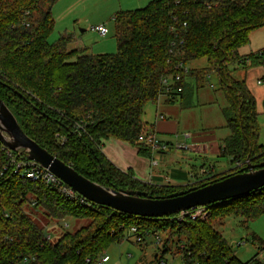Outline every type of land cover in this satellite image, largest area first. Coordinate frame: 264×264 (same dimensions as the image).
Wrapping results in <instances>:
<instances>
[{
    "label": "trees",
    "instance_id": "16d2710c",
    "mask_svg": "<svg viewBox=\"0 0 264 264\" xmlns=\"http://www.w3.org/2000/svg\"><path fill=\"white\" fill-rule=\"evenodd\" d=\"M56 1L0 0V99L29 139L92 182L153 197L264 162L255 98L245 78L235 80L230 70L235 63L264 65V57L257 55L264 49L239 53L249 43L250 32L264 27V0H152L144 8L118 12L113 17L112 54L86 52L66 34L49 44ZM198 59H205L207 70L216 74L226 102L221 113L229 135L220 143L219 156L229 159V170L216 174L210 169V177L200 175L202 180L191 186L158 187L113 166L101 153V143L119 140L147 156L151 150L138 143L149 131L142 122L145 105L159 99L161 79L173 74L176 64ZM201 73L189 69L188 76ZM75 121L83 123L80 136L73 132ZM56 136L66 139L63 145ZM30 206L54 222L89 224L52 243L26 214ZM207 208L210 216L205 221H179L177 215L139 218L98 205L91 210L57 189L13 174L0 144V264L22 257H35L31 264H96L111 245L132 237L127 234L130 228L137 229L141 243L168 228L181 246L183 264H242L210 220L219 214L255 219L264 212V188ZM87 258L90 263L84 262Z\"/></svg>",
    "mask_w": 264,
    "mask_h": 264
},
{
    "label": "rangeland",
    "instance_id": "374dc122",
    "mask_svg": "<svg viewBox=\"0 0 264 264\" xmlns=\"http://www.w3.org/2000/svg\"><path fill=\"white\" fill-rule=\"evenodd\" d=\"M59 1H56L51 8L54 26L47 42L53 44L62 35H65L64 33L75 34L77 39H74L82 48L85 47L86 52L112 54L116 52L114 15L123 10L132 11L144 8L150 0ZM73 19L77 21L72 22ZM99 23H103L102 26L108 31L104 38L99 37L93 29ZM81 30H85V32L82 33ZM263 47L264 27L250 32L249 43L243 46L239 53L246 56L258 52ZM186 66L195 73H202L199 77L191 76L186 79L185 94L190 97V107L180 109L178 102L171 105L174 108L170 110V115H173L174 121L179 122L178 130L176 128L178 134L175 133L166 141L174 146L176 143L182 142V137L187 133L210 130L215 136L214 143L219 144L229 135V132L225 128V121L221 113L226 107V102L219 90L217 76L214 72L207 70L208 63L205 59L191 60ZM230 70L235 80L245 78L246 85L255 98L259 143L264 145V83L257 84V80L263 76V70L259 66L244 67L237 63L231 65ZM161 101H164L163 97L160 98ZM143 113V117L145 113L148 117H153L155 103H147ZM184 141L187 146H191L185 139ZM198 143L195 144L201 146L211 144ZM166 160L169 161L171 173L179 174L178 179H175L174 182L184 186L194 182L193 175L200 167L205 168L211 165L215 170L214 172L218 174L229 170L231 165L226 157L211 158L208 155V150L205 153L197 150L183 152L173 148ZM184 171H189L188 174H191L186 175L187 173L184 174ZM208 176L210 177V175ZM24 210L39 227L44 229L46 237L52 243H55L64 233L73 234L89 224L88 221H74L72 219L54 222L49 218L46 219L43 210L39 208L30 206ZM210 222L212 228L220 233L227 242L230 253L242 264L250 263L252 260L257 263L264 262V212L252 220L233 214L226 217L219 214ZM156 233L160 235L162 240L159 244H156L152 237H145L143 243L138 245L135 243L134 237H130L119 245H111L106 251V256L110 259L107 264H158L159 259H162L165 264H183L181 246L176 243V238L172 236L170 230L166 228L165 231H161V233L157 231ZM164 245L167 252L164 250Z\"/></svg>",
    "mask_w": 264,
    "mask_h": 264
},
{
    "label": "water",
    "instance_id": "95a60500",
    "mask_svg": "<svg viewBox=\"0 0 264 264\" xmlns=\"http://www.w3.org/2000/svg\"><path fill=\"white\" fill-rule=\"evenodd\" d=\"M0 144L12 152H24L29 161L52 173L88 202L139 218L160 219L177 215L192 208L212 206L264 188V162L249 164L235 174L162 197L102 186L79 175L71 166L29 139L1 99Z\"/></svg>",
    "mask_w": 264,
    "mask_h": 264
},
{
    "label": "crops",
    "instance_id": "0c3cea01",
    "mask_svg": "<svg viewBox=\"0 0 264 264\" xmlns=\"http://www.w3.org/2000/svg\"><path fill=\"white\" fill-rule=\"evenodd\" d=\"M123 11H129V10H123ZM51 13H52V10H51ZM74 21H77V20L73 19L72 22ZM53 22H54V18H53ZM102 25L103 23H99L95 25L93 29L98 26H102ZM81 32L83 33L85 32V30H81ZM64 34L70 35V37L73 39L76 38L75 34L74 35L67 34V33H64ZM91 53L93 54L94 52H91ZM188 77H191V76H188ZM188 77L184 79L185 80L183 84L184 87H185L186 79ZM182 95L183 96L180 97V99H177L172 103H168L165 99L164 101L160 102V99H158L155 102L154 116L148 117L147 113H145L144 117L142 115V122L144 125V129L154 131L157 135V138L160 141H165V142H168L166 140L172 137L175 133L178 134V132L176 131V128L178 127L179 122L174 121L173 115H170L171 114L170 110L174 108V107H171V105H173L175 102H178L180 109H186L190 107L191 105L190 97L189 95L185 94V88H183ZM159 115H162L164 118L158 119ZM187 134L189 136L186 139V141L191 146L196 145L195 143L199 144L198 142L208 143V144L211 143L210 145H204V146L196 145V146H199L200 151H203L204 153L206 150H208V155L211 158L220 157L219 156L220 143L219 144L214 143L215 136L212 131L205 130V131H200V132H191ZM182 141H184L183 137H182ZM207 146L209 147L208 149L206 148ZM100 151L103 154V156L113 166H115L117 169H119L122 172H125V171L130 172L132 176L138 181H141L146 184L153 185V186H158V187H167V186L168 187L169 186L170 187H185L184 185H178L174 182L175 179H178L179 174H173L170 171V166L168 164L169 161L166 160L167 156L169 155L170 150L168 151H149L147 153V156H144V155H139L137 152V149L134 146L129 145L126 142H122V141L115 140V139H109L101 143ZM153 162H155L156 164L152 165ZM201 169H206L207 171L210 169L214 170V168L211 165H208V167H205V168L200 167L198 170L200 171ZM198 170L196 171V173L194 172L195 173L193 175L194 182H190L188 184L189 186L202 180L201 179L202 176H200V174L198 175ZM188 172L184 171V174L187 173L186 175H190L191 173L188 174ZM109 261L110 259L104 264H107Z\"/></svg>",
    "mask_w": 264,
    "mask_h": 264
},
{
    "label": "built area",
    "instance_id": "2783aa9c",
    "mask_svg": "<svg viewBox=\"0 0 264 264\" xmlns=\"http://www.w3.org/2000/svg\"><path fill=\"white\" fill-rule=\"evenodd\" d=\"M24 27H28L27 22H24ZM185 26V25H183ZM94 31L100 36L105 37L108 33L107 29L103 26H98L94 28ZM76 47L80 45L75 40ZM258 57H264V52L257 53ZM246 63L249 64L250 62L246 60ZM262 70L264 71V65L261 66ZM189 69L186 66L185 63L180 62L176 64L174 68V72L171 75L165 76L161 79V91L162 95L159 97H163L166 101L173 100L176 95L183 93V84L184 79L188 77ZM264 83V78H260L257 80V84L261 85ZM164 117L162 115L158 116V119H163ZM73 132L76 133L78 136H80L84 132V126L81 121H75L73 122ZM188 134L183 136V140L188 138ZM57 141L60 142V145H63L65 142V138H62L60 136H56ZM138 143L143 144L145 147L149 148L151 151H168L171 149L175 150H192V151H200V147L193 145V146H187L185 141H182L180 143H176L174 146L169 142H163L160 141L157 138V135L154 131L149 130L143 134H141L138 137ZM172 147V148H171ZM2 149L6 155V158L8 160V169L13 172V174L18 175L21 179L33 182V183H43L44 185L50 186L53 189H57L60 193L65 195L66 197L77 201L79 204L83 205L86 208H89L91 210H94V205L91 202H88L81 196H79L77 193H75L72 189L67 187L65 184H63L61 181H59L52 173L49 171L43 169L38 164L29 161L25 153L18 150V151H9L6 148L2 146ZM156 163L153 162L152 165H155ZM200 175H205L206 177H209L208 171L206 172L205 169H201L199 171ZM210 212L207 207H196L192 208L188 211L181 212L177 214V220L181 221L184 219H188L190 221H205L209 218ZM128 235L134 237V241L136 244H140L142 242V238L140 235L137 234L136 228H130L127 232ZM153 240H155L156 244L161 243V238L158 233H154L152 235ZM108 257L104 256L101 258L96 264H104L108 261ZM35 261V257H22L14 262H11L10 264H31ZM85 263H90V260L87 258L84 261ZM158 264H165V262L162 259L158 260ZM264 264V263H263Z\"/></svg>",
    "mask_w": 264,
    "mask_h": 264
}]
</instances>
